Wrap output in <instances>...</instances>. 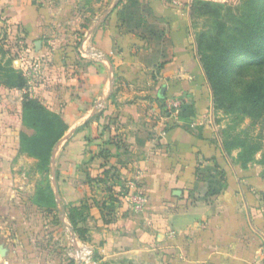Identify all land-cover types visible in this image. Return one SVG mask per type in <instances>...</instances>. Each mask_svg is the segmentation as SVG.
Listing matches in <instances>:
<instances>
[{
	"label": "crops",
	"instance_id": "1",
	"mask_svg": "<svg viewBox=\"0 0 264 264\" xmlns=\"http://www.w3.org/2000/svg\"><path fill=\"white\" fill-rule=\"evenodd\" d=\"M195 1L237 0H0V58L24 74L38 63L35 98L67 126L49 214L33 202L41 175L21 173L37 162L19 153L29 95L0 85V264H73L75 242L99 264H264V165L224 150Z\"/></svg>",
	"mask_w": 264,
	"mask_h": 264
},
{
	"label": "trees",
	"instance_id": "2",
	"mask_svg": "<svg viewBox=\"0 0 264 264\" xmlns=\"http://www.w3.org/2000/svg\"><path fill=\"white\" fill-rule=\"evenodd\" d=\"M246 1L248 11L242 15L240 7L229 4L195 1L191 7L196 30L200 19L211 24L196 32L197 49L212 91L214 111L234 116L233 125L223 134L224 150L228 153L238 151L237 162L244 168L255 163L258 154L262 155L260 162L264 165V144L250 133L238 131L246 119L264 127V79L238 82L240 72L264 65V0ZM12 62L11 59L0 58V85L9 89H25L28 80L23 72L13 67ZM235 87H240L239 95L235 93ZM236 95L238 99L234 98ZM22 121L32 134L21 132L19 153L37 161L33 172L42 178L33 202L52 214L56 200L48 175L54 149L64 137L67 126L59 114L46 108L38 98L29 96L23 101ZM75 211L72 209L70 219L75 232L84 238L83 230L77 228Z\"/></svg>",
	"mask_w": 264,
	"mask_h": 264
},
{
	"label": "built area",
	"instance_id": "3",
	"mask_svg": "<svg viewBox=\"0 0 264 264\" xmlns=\"http://www.w3.org/2000/svg\"><path fill=\"white\" fill-rule=\"evenodd\" d=\"M81 55L86 59L91 60H102L103 55L92 49H84ZM40 67L38 63L34 62L31 65V69L25 73V77L28 80V86L26 87L25 93H27L31 98H34L36 95L37 81L40 75ZM171 108H179L181 104L179 102H172ZM129 187V200L132 203L133 209L136 212H142L147 205V198L143 193L138 189L136 183L131 181L128 184ZM68 256L73 264H99L95 259V254L93 249L84 243L75 242L68 250Z\"/></svg>",
	"mask_w": 264,
	"mask_h": 264
},
{
	"label": "rangeland",
	"instance_id": "4",
	"mask_svg": "<svg viewBox=\"0 0 264 264\" xmlns=\"http://www.w3.org/2000/svg\"><path fill=\"white\" fill-rule=\"evenodd\" d=\"M246 3H247L246 0H237L235 3L234 2L229 3V5H233L234 7H240L241 8L240 14L242 15L245 14L246 11H248L246 8ZM197 24L198 27L196 32L202 29H206L208 28V26L211 25L210 23H206L205 19L198 20ZM240 73L241 74L239 75L238 82L244 81L246 83L255 79H264V65L257 67H250ZM235 93H237L238 95L239 93H241L240 87L237 88L235 87ZM234 98L238 99L239 96ZM234 101L239 102L240 100H234ZM233 118L234 116L227 115L223 111H218V112L214 111V117H213L214 125L217 127L218 132L220 134V138L222 140H223L224 131L227 130L231 125H233L232 124ZM238 131L248 132L251 134L253 138H256L258 141L264 144V127L262 126V124L257 123L256 125H254L252 119H246L243 123H241V125H239ZM256 159H257L256 162H258L259 164V162L262 159V155L261 154L258 155ZM34 169L35 166L30 167L29 165H27L23 167L21 173L23 174L24 172L30 170V174H36L35 172H33Z\"/></svg>",
	"mask_w": 264,
	"mask_h": 264
},
{
	"label": "water",
	"instance_id": "5",
	"mask_svg": "<svg viewBox=\"0 0 264 264\" xmlns=\"http://www.w3.org/2000/svg\"><path fill=\"white\" fill-rule=\"evenodd\" d=\"M36 46H37V48H39L40 47V43H37ZM163 93H164V89L162 90L161 94H163ZM7 253H8V249L4 245H1L0 246V255L2 257H5L7 255Z\"/></svg>",
	"mask_w": 264,
	"mask_h": 264
}]
</instances>
